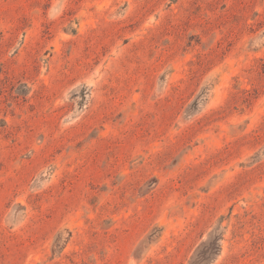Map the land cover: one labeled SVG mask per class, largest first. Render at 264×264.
I'll return each mask as SVG.
<instances>
[{
    "label": "rangeland",
    "instance_id": "1",
    "mask_svg": "<svg viewBox=\"0 0 264 264\" xmlns=\"http://www.w3.org/2000/svg\"><path fill=\"white\" fill-rule=\"evenodd\" d=\"M199 254L264 264V0H0V264Z\"/></svg>",
    "mask_w": 264,
    "mask_h": 264
},
{
    "label": "trees",
    "instance_id": "2",
    "mask_svg": "<svg viewBox=\"0 0 264 264\" xmlns=\"http://www.w3.org/2000/svg\"><path fill=\"white\" fill-rule=\"evenodd\" d=\"M220 242H221V239L217 240V245H219V248H220ZM207 255H201L199 254L197 259H198V262L201 264L203 262H208V259L206 257Z\"/></svg>",
    "mask_w": 264,
    "mask_h": 264
}]
</instances>
